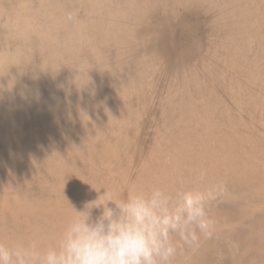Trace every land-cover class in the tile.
Returning <instances> with one entry per match:
<instances>
[{
    "label": "rangeland",
    "instance_id": "rangeland-1",
    "mask_svg": "<svg viewBox=\"0 0 264 264\" xmlns=\"http://www.w3.org/2000/svg\"><path fill=\"white\" fill-rule=\"evenodd\" d=\"M152 185L215 220L176 264H264V0H0V240Z\"/></svg>",
    "mask_w": 264,
    "mask_h": 264
},
{
    "label": "clouds",
    "instance_id": "clouds-1",
    "mask_svg": "<svg viewBox=\"0 0 264 264\" xmlns=\"http://www.w3.org/2000/svg\"><path fill=\"white\" fill-rule=\"evenodd\" d=\"M67 22L77 23L75 12ZM103 194L68 214L51 243L0 240V264H176L185 248L215 230L204 197L160 185ZM100 196L104 197L102 202ZM100 209L94 216L92 210Z\"/></svg>",
    "mask_w": 264,
    "mask_h": 264
}]
</instances>
